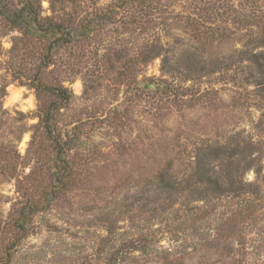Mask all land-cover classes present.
I'll list each match as a JSON object with an SVG mask.
<instances>
[{
    "label": "rangeland",
    "instance_id": "374dc122",
    "mask_svg": "<svg viewBox=\"0 0 264 264\" xmlns=\"http://www.w3.org/2000/svg\"><path fill=\"white\" fill-rule=\"evenodd\" d=\"M49 1L42 3L43 16H51ZM112 1L95 3L100 9ZM79 2L80 13L94 11L89 0ZM230 2L240 9L241 0ZM173 3L175 11H155L142 20L133 8L121 11L122 23L53 57L47 82L58 81L74 95L56 123L61 129L77 125L83 132L72 154L77 183L32 218L25 236L13 224L27 199H39L50 174L38 159L41 131L30 145L39 102L27 78L38 71L40 52L19 42V32L0 21V87L6 89L0 107V264H108L107 256L118 248V233L130 238L142 230L153 235L155 255L124 264H235L233 250L206 248L219 230L222 233L232 201L216 205L207 220L187 216L178 206L152 212L155 207L149 202L152 178L170 169L184 180L191 174L195 148L204 142L264 143V100L255 97L254 87L242 85L250 65L239 63L231 46H225L233 54L229 71L190 75L185 69L189 37L179 21H168L188 5L163 0L165 5ZM156 44L166 45L162 56L143 63L151 55L147 49ZM125 62L131 64L123 70ZM148 81L171 85L178 94L141 86ZM257 170L247 171L244 181L260 186L264 196V170ZM261 206L244 224L246 248L235 255L244 264H264V199ZM108 231L115 233V240L108 239ZM221 242L233 246L230 240Z\"/></svg>",
    "mask_w": 264,
    "mask_h": 264
},
{
    "label": "trees",
    "instance_id": "16d2710c",
    "mask_svg": "<svg viewBox=\"0 0 264 264\" xmlns=\"http://www.w3.org/2000/svg\"><path fill=\"white\" fill-rule=\"evenodd\" d=\"M43 1L0 0V21L11 31L19 32V42L24 45L32 44L40 52L38 71L33 79L27 78L39 102V122L33 127L30 145L34 143L37 131H41V153L38 159L47 164L50 174L49 183L39 199H27L13 224L15 230L23 236L29 232L34 216L48 210L51 204L61 197L67 196L77 183L76 164L72 154L78 149L83 132L77 125L61 129L56 123L57 116L67 109L74 95L58 81L47 82L46 78L49 76L46 70L50 65H54L55 54L84 46L100 36L109 26L122 23V19H119L121 11L133 8L135 15L142 20L149 18L155 11L176 10L174 3L165 5L163 0H113L107 7L100 9H97L95 0H89L94 11L84 15L80 13L79 0H50L51 16H43ZM183 1L188 5L187 11L168 18V21H179V26H182L183 32L189 37L190 49L185 50L188 58L185 66L187 72H192L189 74L198 77L202 74L210 76L214 71H229L228 64L231 63L233 54L231 56L228 52L233 53L234 50L239 63L245 61L250 65L247 67L248 76L242 80V85L254 87L255 97L264 100V20L261 13L264 0H241L240 9L230 0L227 3H223V0ZM17 45L14 46V51L17 50ZM164 46H151L147 49L151 55H147L142 62L161 57ZM225 46H231L230 51H227ZM236 46H241V49ZM128 64L131 62H125L122 69L125 70ZM122 75L121 73L120 76ZM141 86L148 90L178 94L171 85L163 86L155 81H148ZM188 96L194 98L197 95ZM5 97V86H1L0 107ZM204 144L206 143L195 148L190 166L191 174L184 180L179 181L170 169H164L152 178L149 182L152 195L149 202L155 207L152 212L165 213L167 208L172 210V207L178 206L185 208L187 216L207 220L216 205L224 200L232 201L234 204L230 207L229 218L220 227L222 233L219 230L218 237L212 240L213 244H207L206 248H220L221 251L229 253L233 250L235 264H244L239 260L240 256H235L246 248V236L242 233L246 230L244 224L253 216L254 211L258 213V210L263 209L261 204L264 199L261 187L247 183L244 177L246 172L254 167H258L259 174L264 170V143L251 141L244 146ZM261 183L264 188V174ZM162 200L168 205L160 203ZM196 203L202 206L190 208L191 204ZM144 231L130 238H124V235L118 233V248L113 249L107 256L108 264H124L128 260L154 256L156 245L152 239L153 235ZM108 235V239H116L113 231H108ZM222 240H230L233 246L227 248Z\"/></svg>",
    "mask_w": 264,
    "mask_h": 264
}]
</instances>
